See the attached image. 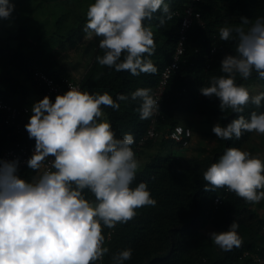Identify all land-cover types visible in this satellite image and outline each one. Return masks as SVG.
I'll return each mask as SVG.
<instances>
[{
	"label": "clouds",
	"instance_id": "obj_1",
	"mask_svg": "<svg viewBox=\"0 0 264 264\" xmlns=\"http://www.w3.org/2000/svg\"><path fill=\"white\" fill-rule=\"evenodd\" d=\"M14 9L10 0H0V19L10 20ZM158 11L161 26L172 18L165 0H94L83 31L100 38L98 64L133 76L156 74L147 58L155 52L154 33L145 21ZM240 21V27L220 28V40H235V53L223 56V74L200 89L202 95L219 99L222 112L239 114L227 126H213L215 136L225 141L239 140L245 132L264 135V112L253 111L247 119L242 115L249 104L261 106L264 92L251 95L236 82L253 72L264 79V16ZM130 99L140 101L141 120L159 112L160 98L150 88L136 89ZM127 100L125 94L114 100L106 92L70 88L54 102L45 96L32 105L25 129L35 146L26 163L37 175L22 179L18 159L0 160V264H96L109 252L105 227L127 223L137 209L156 205L146 182L132 187L141 166L131 147L134 137L126 133L117 138L110 122L101 119L102 106L118 111L119 101ZM203 180L206 191L227 188L246 202L264 200V161L240 148L228 147L204 171ZM238 228L233 221L227 231L211 232L210 240L223 251L239 248L243 241ZM131 258L128 248L111 260L124 264Z\"/></svg>",
	"mask_w": 264,
	"mask_h": 264
},
{
	"label": "trees",
	"instance_id": "obj_2",
	"mask_svg": "<svg viewBox=\"0 0 264 264\" xmlns=\"http://www.w3.org/2000/svg\"><path fill=\"white\" fill-rule=\"evenodd\" d=\"M74 1L68 0V22L62 23V27L58 24L52 33L48 29L42 33L39 29L20 27L8 37L0 35V99L13 106L27 105L29 89L19 76H25L34 90L42 95L44 88L34 79L36 70L56 80L68 77L78 81L82 86L81 91L90 94L106 92L114 100L118 94L128 95L129 100L119 101L118 111L102 106L104 115L101 119L110 122L117 138H122L126 133L132 134L134 143L131 147L139 162L144 149L154 145H158L160 150H164L168 143L180 147L168 138V133L176 125L182 124L183 115L207 118L221 126H227L238 117L239 114L232 113L230 109L222 112L219 99L202 95L200 89L210 86L212 77L223 74L220 70L223 56L235 53V40H220V28L240 27L241 17L254 21L264 16V0L195 2L202 16L201 22L194 23L189 29L181 67L169 81L158 117L157 129L161 136L144 146L138 143L147 132L151 118L140 119L137 110L140 101H132L130 94L138 88H150L153 94L163 69L173 58L184 11L194 0H165L170 5L172 18L161 26L159 21L163 14L158 11L150 21H145V25L151 27L154 33L156 44L154 54L147 58L152 60L158 71L156 74L141 73L139 76L116 72L98 64L96 57L103 55L98 51L99 45H82L88 35L83 31L87 22L86 4H92L94 0ZM13 40L17 41L16 46L10 44ZM80 51L89 55L90 60L83 75L76 79L63 56ZM236 82L245 87L259 85V93L264 92V79L258 78L255 72L247 80L238 76ZM55 98L52 97L51 101L54 102ZM253 111L264 112V101L259 108L249 104L242 115L247 119ZM29 118L30 115L20 118L22 129L17 132L15 127L4 124L0 111V154L17 143H35L34 139H29L25 129ZM188 125L192 129L196 127L192 121ZM255 133L245 132L239 140L233 138L225 141L215 137L210 148L200 149L205 153L203 156L151 155L139 168L132 187L141 181L146 182L151 197L157 203L154 207L137 209L136 216L127 223L117 224L113 229L104 228L105 236L110 230L112 235L105 240L104 246L109 248V252L99 264H112V255L128 248L132 249V258L124 264H264V216L253 208V203L246 202L227 188L206 191L203 180L204 171L212 163L218 162L228 147L240 148L257 156L252 145ZM17 174L22 179L29 174L26 180L31 181L36 173L27 166ZM86 195L92 198L89 193ZM218 197L222 203L216 206L215 199ZM233 221L239 224L238 233L243 243L239 248L223 251L210 240L206 230L227 231ZM254 255L261 257L263 263L256 262Z\"/></svg>",
	"mask_w": 264,
	"mask_h": 264
},
{
	"label": "built area",
	"instance_id": "obj_3",
	"mask_svg": "<svg viewBox=\"0 0 264 264\" xmlns=\"http://www.w3.org/2000/svg\"><path fill=\"white\" fill-rule=\"evenodd\" d=\"M200 0H194L192 4L186 7L181 23L180 34L177 41L176 49L173 54L171 62L163 69L158 84L153 92L155 97L159 99V112L154 115L150 120V125L145 133L139 140L138 145L144 146L148 141L157 139L161 136V133L157 129L158 117L160 115V107L163 100L166 98L167 87L172 76L180 69L183 56L186 52V43L188 40V31L194 23L201 22V13L197 10L195 2ZM34 79L44 88V92L40 99L48 96L51 100L52 97L57 95H63L70 88H78L82 90L81 83L70 79L68 77H63L60 80H56L50 77L48 74L41 70H36L34 72ZM0 111L3 113L4 124L7 126L15 127L17 132H20L21 122L20 118L30 115L31 110L29 106L25 105L22 107L13 106L4 100L0 99ZM168 138L174 143L179 145L181 148H188L191 144L193 138V129L189 126L182 124L176 125L168 133ZM35 143L33 144H21L17 143L14 147L4 150L0 154V160L13 161L19 160L18 172L22 171L27 167V160L32 156ZM222 203L221 198L215 199V205L218 206ZM112 235V230L106 234V239H110ZM248 254V253H246ZM256 262L263 263V260L258 255H254ZM101 261V260H100ZM97 261L96 264H99Z\"/></svg>",
	"mask_w": 264,
	"mask_h": 264
},
{
	"label": "crops",
	"instance_id": "obj_4",
	"mask_svg": "<svg viewBox=\"0 0 264 264\" xmlns=\"http://www.w3.org/2000/svg\"><path fill=\"white\" fill-rule=\"evenodd\" d=\"M76 1L77 0H75L74 2L76 3ZM10 2L14 3L15 5V9L11 14L10 20L0 19V35L3 37H8L11 33L17 31L20 27H25L30 30L39 29L42 33L45 32L43 30L48 29L49 32L52 33V31H54L58 27V24H61L62 27V23L68 22L67 16L70 7L68 0H10ZM90 4L91 2L86 4L87 7ZM99 39L100 38L95 37L94 34L91 36V38H89V36L87 35L86 38H84L82 45L97 46L99 45ZM13 42H15V40L10 42L12 46ZM80 54L82 57L86 56L89 59V55H85L83 51H80ZM74 74L75 73L73 72L72 75L74 76ZM82 75L83 72L80 77ZM80 77H78V79ZM37 95V101H39L41 95L39 93H37ZM27 106H29L31 110L29 103H27ZM31 115L32 113H30V116ZM197 117L198 116L183 115L181 116L182 124L189 126L188 124L190 121L198 124ZM193 130L194 136L190 145H192V142H194V138L197 134L195 128H193ZM28 175L26 176V179L28 178ZM35 175H37V173ZM35 175L33 177H35Z\"/></svg>",
	"mask_w": 264,
	"mask_h": 264
},
{
	"label": "rangeland",
	"instance_id": "obj_5",
	"mask_svg": "<svg viewBox=\"0 0 264 264\" xmlns=\"http://www.w3.org/2000/svg\"><path fill=\"white\" fill-rule=\"evenodd\" d=\"M13 46L17 44V42L12 43ZM99 53L103 54L102 50H98ZM63 59L65 61V64L73 70L75 73L74 76L80 77L83 69L86 68V65L88 64V61L90 60V57H82L80 52H70L69 55L63 56ZM19 79L28 87L29 89V99L28 103L30 107L37 102L38 95L34 88L31 86V83L27 80L25 76H19ZM251 95H257L260 90L259 85H251L246 87ZM198 124H196L195 130L197 132L196 137L194 138V142H192V145H190L188 148H180L177 146H174L171 143H168V145L165 147L164 150H160L158 145L152 146V148H146L143 151V155L141 157L140 167H143L147 159L151 155L155 154H162V155H169V154H175L177 156L181 157H188V156H203L205 153L202 152L201 148H210L214 142H215V134L212 132L213 126L216 124L215 121H210L207 118L197 117ZM194 136V131H193ZM193 139V138H192ZM161 140V138H160ZM159 140V141H160ZM252 145L255 148L256 155L261 159L264 160V135L255 133L253 137ZM253 208L256 209L262 216H264V200H262L259 203H253ZM207 234H210L213 232L212 228H208L206 230Z\"/></svg>",
	"mask_w": 264,
	"mask_h": 264
}]
</instances>
